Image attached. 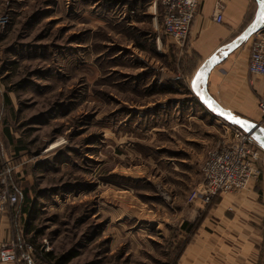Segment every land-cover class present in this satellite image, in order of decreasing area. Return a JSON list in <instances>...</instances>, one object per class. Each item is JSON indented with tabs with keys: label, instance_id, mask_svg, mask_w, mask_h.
<instances>
[{
	"label": "rangeland",
	"instance_id": "rangeland-1",
	"mask_svg": "<svg viewBox=\"0 0 264 264\" xmlns=\"http://www.w3.org/2000/svg\"><path fill=\"white\" fill-rule=\"evenodd\" d=\"M188 35L164 33L155 0H0V190L18 196L0 237L31 264H190L222 237L214 201L264 166L187 203L227 121L183 63Z\"/></svg>",
	"mask_w": 264,
	"mask_h": 264
},
{
	"label": "crops",
	"instance_id": "crops-1",
	"mask_svg": "<svg viewBox=\"0 0 264 264\" xmlns=\"http://www.w3.org/2000/svg\"><path fill=\"white\" fill-rule=\"evenodd\" d=\"M218 1L222 4L220 23L213 19ZM260 1L199 0L182 60L194 68L193 76L201 72L204 81L207 71L204 63L213 56L205 89L212 110L224 109L250 118L248 115L255 112L258 101L264 99V77L247 73L250 36L238 45L224 48L254 19ZM221 122L223 128L225 122ZM208 142L207 147L213 137ZM213 215L219 219L222 237L211 241L206 235L204 240L191 243L190 264H264V253H260L264 248V235L263 239L259 235L264 229V173L245 192L217 198L209 212V216ZM201 247L204 250H200Z\"/></svg>",
	"mask_w": 264,
	"mask_h": 264
},
{
	"label": "built area",
	"instance_id": "built-area-1",
	"mask_svg": "<svg viewBox=\"0 0 264 264\" xmlns=\"http://www.w3.org/2000/svg\"><path fill=\"white\" fill-rule=\"evenodd\" d=\"M162 12V28L166 35L179 45L184 44L189 34L192 20L197 12L199 0H155ZM222 4L217 2L214 21L220 23ZM247 61L249 76L264 77V24L252 35ZM257 108L264 116V99ZM262 125V123H260ZM225 135L209 146L201 166L202 180L186 195L189 204L198 202L201 207L211 203L218 194L239 191L256 181L264 166V148L241 127L225 121ZM0 190V211L18 201L16 192L9 190L5 179ZM32 245L0 237V264L32 263Z\"/></svg>",
	"mask_w": 264,
	"mask_h": 264
},
{
	"label": "water",
	"instance_id": "water-1",
	"mask_svg": "<svg viewBox=\"0 0 264 264\" xmlns=\"http://www.w3.org/2000/svg\"><path fill=\"white\" fill-rule=\"evenodd\" d=\"M264 12V0H261L259 3V8L257 15L254 17V19L247 25V27L234 39H232L230 42L224 45V48L231 47L233 45H238L242 43L246 38H248L250 35H252L263 23L264 20L260 19V14ZM212 57H209L207 61L204 63L206 66V73L205 78L203 81V89L205 91L206 85H207V76L209 70L213 67ZM204 68V67H202ZM219 114L223 116L227 121L241 127L243 130L248 132L251 137L264 148V126H262L260 123L250 120L244 116L235 115L232 113H229L225 111L224 109L218 110Z\"/></svg>",
	"mask_w": 264,
	"mask_h": 264
},
{
	"label": "snow or ice",
	"instance_id": "snow-or-ice-1",
	"mask_svg": "<svg viewBox=\"0 0 264 264\" xmlns=\"http://www.w3.org/2000/svg\"><path fill=\"white\" fill-rule=\"evenodd\" d=\"M260 19H261V20H264V12H262V13L260 14Z\"/></svg>",
	"mask_w": 264,
	"mask_h": 264
},
{
	"label": "bare ground",
	"instance_id": "bare-ground-1",
	"mask_svg": "<svg viewBox=\"0 0 264 264\" xmlns=\"http://www.w3.org/2000/svg\"><path fill=\"white\" fill-rule=\"evenodd\" d=\"M251 36V35H250ZM251 120V119H250Z\"/></svg>",
	"mask_w": 264,
	"mask_h": 264
},
{
	"label": "trees",
	"instance_id": "trees-1",
	"mask_svg": "<svg viewBox=\"0 0 264 264\" xmlns=\"http://www.w3.org/2000/svg\"><path fill=\"white\" fill-rule=\"evenodd\" d=\"M184 224H186V223H184Z\"/></svg>",
	"mask_w": 264,
	"mask_h": 264
}]
</instances>
